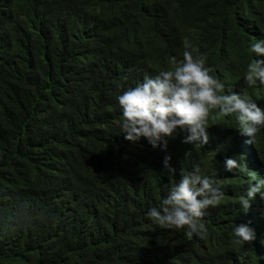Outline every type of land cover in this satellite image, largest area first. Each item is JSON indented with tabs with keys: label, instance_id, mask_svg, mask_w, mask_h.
I'll return each mask as SVG.
<instances>
[{
	"label": "trees",
	"instance_id": "1",
	"mask_svg": "<svg viewBox=\"0 0 264 264\" xmlns=\"http://www.w3.org/2000/svg\"><path fill=\"white\" fill-rule=\"evenodd\" d=\"M258 40L264 0H0V264H264V198L238 202L264 182V128L247 143L216 109L207 144L177 129L163 150L125 139L117 99L187 42L223 94L264 108V85L245 82ZM194 166L224 193L203 239L146 217Z\"/></svg>",
	"mask_w": 264,
	"mask_h": 264
},
{
	"label": "clouds",
	"instance_id": "2",
	"mask_svg": "<svg viewBox=\"0 0 264 264\" xmlns=\"http://www.w3.org/2000/svg\"><path fill=\"white\" fill-rule=\"evenodd\" d=\"M184 47L182 59L173 57L168 70L155 77H145L142 83L117 98L122 109L120 126L125 139L135 142L144 138L154 148L162 146L166 150L168 138L179 129L187 133L185 143L207 144L209 116L218 109L220 116L235 115L238 130L249 137L247 143L254 144L264 128V108L235 92L223 94L224 85L211 75L213 68L206 66L205 56L194 55L188 50L191 46L187 42ZM251 51L258 58L249 63L245 82L249 87L255 86L257 81L264 85V40L252 44ZM170 159V156L165 157V167H169ZM226 167L231 171L241 165L229 158ZM180 176L160 206L150 208L146 217L162 229H184L188 239L194 236L203 239L208 235L205 213L221 204L224 193L219 181L201 175L198 166L191 172L181 171ZM262 188L264 182L248 186L246 196L238 201L245 210L257 193L264 198ZM233 233L244 244L255 239L254 230L245 224L234 225Z\"/></svg>",
	"mask_w": 264,
	"mask_h": 264
}]
</instances>
